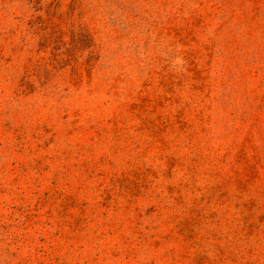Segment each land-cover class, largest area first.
Masks as SVG:
<instances>
[{"label":"rangeland","instance_id":"obj_1","mask_svg":"<svg viewBox=\"0 0 264 264\" xmlns=\"http://www.w3.org/2000/svg\"><path fill=\"white\" fill-rule=\"evenodd\" d=\"M0 264H264V0H0Z\"/></svg>","mask_w":264,"mask_h":264}]
</instances>
